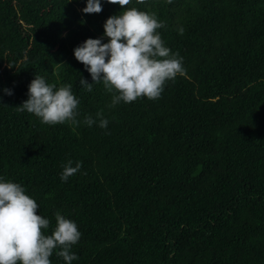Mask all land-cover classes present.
<instances>
[{"label": "trees", "instance_id": "16d2710c", "mask_svg": "<svg viewBox=\"0 0 264 264\" xmlns=\"http://www.w3.org/2000/svg\"><path fill=\"white\" fill-rule=\"evenodd\" d=\"M85 6L0 0V176L36 200L46 235L57 212L76 222L72 264H264V0H132L186 75L111 108L102 83L81 88L94 82L74 49L123 9ZM36 75L72 86L78 126L17 109ZM98 112L106 130L83 123ZM69 159L82 168L62 182Z\"/></svg>", "mask_w": 264, "mask_h": 264}, {"label": "clouds", "instance_id": "9594fccd", "mask_svg": "<svg viewBox=\"0 0 264 264\" xmlns=\"http://www.w3.org/2000/svg\"><path fill=\"white\" fill-rule=\"evenodd\" d=\"M132 0H86L84 14H99L103 4L119 5L123 11L107 18L101 38H88L74 49L75 59L82 63L94 83L81 78L82 89L92 91L93 84L102 83L111 94L110 108L121 102L137 99L157 100L169 81L185 76L183 57L165 45L159 29L164 27L154 13L126 7ZM183 32V29H180ZM107 40V42H104ZM7 95L13 93L5 89ZM28 99L17 109L37 117L42 124L79 125V99L70 84L57 87L43 76L36 75L28 86ZM85 117L91 127L98 123L107 129L109 120L102 112ZM74 165V166H73ZM82 162L68 160L62 165L60 180L80 172ZM39 205L19 183L0 176V264H52L50 257H61L72 264L78 256L72 251L82 236L75 221L60 212L55 214V227L50 235L49 219L38 213Z\"/></svg>", "mask_w": 264, "mask_h": 264}]
</instances>
